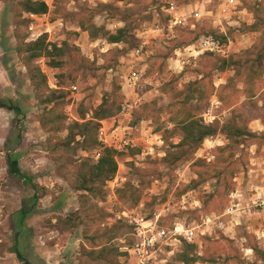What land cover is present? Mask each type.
<instances>
[{
    "label": "rangeland",
    "instance_id": "rangeland-1",
    "mask_svg": "<svg viewBox=\"0 0 264 264\" xmlns=\"http://www.w3.org/2000/svg\"><path fill=\"white\" fill-rule=\"evenodd\" d=\"M25 1L0 0V15L1 3L7 11L0 17V25H7L0 28V78L7 77L15 91L12 95L10 86L0 92V100L20 108L0 107V184L5 188L0 190V252L14 245L9 215L21 207L22 196L8 191L19 180L6 164L15 153L38 193L25 221L29 231L19 236L18 245L32 264H128L131 230L118 212L151 218L162 206L168 208L163 226L200 228L191 241L180 237L174 254L161 255L166 261L156 264H264V206L257 202L264 196V72L249 85L246 69L236 76L233 69L214 67L218 59L250 58L246 51L264 45V0H239L230 16L219 13L222 0H46L49 16L38 14L42 19L23 10ZM170 2L184 17L172 30ZM77 25L85 31H76ZM122 27L123 40L109 42L107 34ZM42 34L66 47L55 57L59 67H50L46 57L34 61L47 85L37 91L12 48ZM208 35L226 37L224 53L196 50L197 41ZM143 41L136 56L133 51ZM187 54L195 57L181 66ZM131 66L142 74L134 90L141 103L130 117H117L124 100L134 96L125 85ZM193 82L200 84L197 98L180 104ZM104 110L114 115L101 114ZM188 113L209 124L231 117L252 135L236 144L230 161L220 160L226 153L217 148L227 142L221 133L180 155L181 136L171 133L170 119ZM88 120L117 128L118 138L135 144L116 150L111 180L91 179L97 147H89L91 133L80 126L91 128ZM232 203L238 208L225 214ZM217 219L222 227L215 225ZM181 255L195 261H183Z\"/></svg>",
    "mask_w": 264,
    "mask_h": 264
},
{
    "label": "trees",
    "instance_id": "trees-1",
    "mask_svg": "<svg viewBox=\"0 0 264 264\" xmlns=\"http://www.w3.org/2000/svg\"><path fill=\"white\" fill-rule=\"evenodd\" d=\"M22 6L24 11L34 14H44L48 11V6L43 0H26L22 3ZM123 19L125 20L126 18L124 17ZM124 32H126L124 27L119 28L116 33H108L107 39L111 43L121 42L125 36ZM213 37L220 43L226 42L225 36L215 35ZM65 47V42L62 43L61 46H58L55 43L47 42L45 34L40 35L33 41L26 42L24 44L23 42L20 44L18 43L17 46L14 47V51L22 57L24 66L29 72L30 80L34 84V88L36 90L39 89L40 84H43L44 87L47 85L46 76L38 67L33 64L34 61L38 58L46 57L49 58L48 65L50 67H59L62 65V63L55 61V57L61 56L64 53L63 48ZM252 50L253 51L249 49L246 51V53H244L246 56L252 55L250 58L242 59L241 56L237 58L230 57L228 59L222 58L215 61L214 67L219 71H224L227 68L233 69L236 71V76L240 75V69H246L247 76L244 78V81L245 83L252 85L253 82L256 79H259L264 72V67L262 64L264 59V45L260 46L257 50ZM199 85L200 84L196 82L190 84L188 89L182 93L183 98L180 104H185L189 101H192L194 98H197V96H195V92L199 90ZM179 94L181 95V93ZM42 101L45 102L47 99L44 98ZM0 107L13 109L15 111L20 110L18 105L13 103L11 100H8V104L0 100ZM106 111L107 110L102 111L101 114L105 113ZM106 113L109 114V116L114 115L112 111ZM104 117L106 116H103V118ZM170 121L173 124V130L171 133H177L181 136V140L177 144L181 150L180 155L190 154L203 142L206 137L221 133L227 142L222 147L217 148L219 152L226 153V156L220 158V160L230 161L234 156L236 144H240L245 136L252 135V132L247 130L246 126H238L235 120L231 117L226 119L222 124H220L219 121L215 122V124H204L196 119L193 114L188 113L187 115H183L180 118H171ZM86 124L91 125V128H88L85 126V124H81L80 126L85 128L87 131L86 133H91L92 144L89 147H97L96 153H98L95 164L89 168V172L93 177L91 179H96V183L111 180L115 176L117 170V152L113 148L103 145V143L98 140V130L101 127L100 121L95 123L91 120H88ZM94 134L97 136V138L92 139ZM17 160L18 155L15 153H12L6 157L8 173L19 179L18 182L16 180L10 183L11 188H9L8 191L14 194H20L22 196L21 207L9 215V222L11 224L13 234L12 240L14 243L9 252L14 253L17 260L20 261L21 264H32L27 259L25 254L18 248V245L20 242L19 236L24 231H29L25 221L34 211L35 204L38 199V193L37 187L33 181V177L22 172L18 166ZM0 190L5 191L4 184H0ZM180 257L186 262L195 261V258L192 256L181 255Z\"/></svg>",
    "mask_w": 264,
    "mask_h": 264
},
{
    "label": "built area",
    "instance_id": "built-area-1",
    "mask_svg": "<svg viewBox=\"0 0 264 264\" xmlns=\"http://www.w3.org/2000/svg\"><path fill=\"white\" fill-rule=\"evenodd\" d=\"M44 1V0H43ZM240 5L239 0H222L219 5V13L223 16H230ZM177 6L173 3H169L167 9L170 19L168 28L172 30L173 27L182 24L184 22V17L177 10ZM45 14V13H44ZM32 17L33 15L30 14ZM104 43V41H102ZM146 42L143 41L139 47H136L133 53L138 56L142 46ZM188 46V51L193 50ZM196 50L208 53H224L225 44L220 43L213 36L201 37L196 44ZM195 49V48H194ZM193 52V51H192ZM195 57L192 54H187L183 56L180 63L181 66L188 65L190 62L189 58ZM142 74L138 69L131 66L125 76V85L132 90H134L142 83ZM141 98L137 93H134L129 99H125L121 104L119 114L117 117H130L133 111L140 105ZM210 109L204 113L205 116H209ZM204 116V117H205ZM117 128L105 127L104 123L101 122V127L98 130V140L103 143V145L113 148L114 150H123L127 147H133L135 144L131 139L118 138L116 133ZM98 157V153L95 154ZM111 185H115L116 178L109 181ZM232 197V196H231ZM259 206H264V196L257 199ZM238 204L232 203L226 210L225 214H230L238 207ZM168 208L162 206L160 209L152 214L151 218H147L139 213L133 211H127L122 209L118 212L117 217L125 221L131 230L130 233V245L126 247L128 256L130 258V263L128 264H156L158 262H165L166 260L161 257V255L171 256L174 254L177 244L180 242V237H184L187 241H191L196 235V229L200 226H188L175 225L172 228L165 227L161 224V219L166 215ZM211 221V220H210ZM215 225L222 227L223 222L217 219ZM264 237V232L261 234ZM172 262V261H171ZM171 264H197V263H185L182 261H175Z\"/></svg>",
    "mask_w": 264,
    "mask_h": 264
},
{
    "label": "crops",
    "instance_id": "crops-1",
    "mask_svg": "<svg viewBox=\"0 0 264 264\" xmlns=\"http://www.w3.org/2000/svg\"><path fill=\"white\" fill-rule=\"evenodd\" d=\"M44 2L47 4V6H49V4H48V2L46 1V0H44ZM2 4V9L3 10H1L2 12H1V15H0V17H4V15H5V12H7V11H5V4L4 3H1ZM46 13H48V12H46ZM30 14H32L33 16V18H35V19H42L41 18V16L42 15H38V14H34V13H30ZM29 14V15H30ZM48 16H49V13L47 14ZM44 16V15H43ZM2 18H1V20H2ZM6 24H4V23H1V25H0V28H2L1 30H5V28H6ZM78 27H76V31L77 30H81V31H85V29L83 28V27H81V25H77ZM8 28V27H7ZM8 48H10V47H8V46H6L5 47V49L7 50ZM13 49V51H14V48H12ZM15 52V51H14ZM16 53V52H15ZM17 55H19L18 53H16ZM20 56V55H19ZM2 63V66H4L3 65V62H1ZM12 82L7 78V77H5V78H0V92L1 93H6V89L7 90H9L10 89V86H12ZM13 89V90H12ZM11 92H12V95H15V91H14V87L12 86L11 87ZM212 117H214V116H212ZM214 120H215V118H213ZM209 123H211V122H209ZM209 123H204V124H209ZM203 141H205V142H207V141H209L208 139H207V137L203 140ZM213 141V140H212ZM16 256H15V254L14 253H12V252H7L6 254H4V253H2V252H0V264H20L19 262H18V260L15 258Z\"/></svg>",
    "mask_w": 264,
    "mask_h": 264
}]
</instances>
